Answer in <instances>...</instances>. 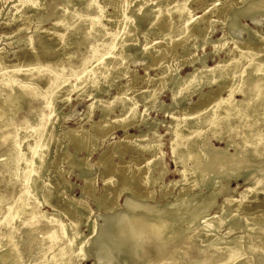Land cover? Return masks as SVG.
<instances>
[{
  "label": "rangeland",
  "instance_id": "rangeland-1",
  "mask_svg": "<svg viewBox=\"0 0 264 264\" xmlns=\"http://www.w3.org/2000/svg\"><path fill=\"white\" fill-rule=\"evenodd\" d=\"M88 1L90 0H71L68 8L80 11ZM174 1L176 0H96V4L101 8L104 16L103 27L106 31L110 32L113 30L114 32L108 37L109 40L106 44H109V46L105 47L107 52L103 51L106 52L105 54L109 52L104 55V60L107 64L99 66L100 68L96 70L92 67L84 74L85 65L80 62L86 52L85 43L81 39L84 27L78 25L82 17L77 15L70 20H62L53 27L56 18L61 13L62 7L67 4L65 0H37L35 6H30L27 0H0V81L2 76L7 75L17 80L16 82H22L26 73L32 71L30 72L31 77L35 79L32 83L35 84L38 90L43 92L39 100L30 101L21 99V93L12 94L10 109L2 101L3 93L0 94V166L2 155L9 144L13 142L10 140L8 142L2 136L4 130L18 135L19 139H21L20 151L23 153L28 151V145L32 148L35 144L34 130L31 126L35 123L38 126V131L46 130L48 138L53 142L48 146V153L50 155L56 153V155L53 164L49 168V174L41 172L32 186L35 203L43 213V217L37 219L36 223L50 222V218L53 215L61 212L59 222L68 224L69 229L73 230L70 222L71 220L76 221L80 237H86L92 231V224H94V232L90 236L91 242L87 244L86 250L88 254L79 260V264H93L95 259L96 261L99 260L97 264H195L202 261L204 250L207 249L206 253H209L216 248H231L239 240H241V247L252 246L253 249L264 250V247H262V244L264 246V236L262 234L264 232V223L259 224L258 222L261 219L264 220V195L262 194H258L254 199L246 201L238 213L230 212L234 210L233 206L235 203L227 206L231 210L219 221L218 227L211 230L210 234L212 235L205 232L207 225L211 224L210 218L221 211L223 199L226 196L240 197V192L246 187L244 176L253 174L255 176L259 175V177L264 176V171L260 170L264 169L262 168L264 167V160L258 165L254 162L252 167L241 172L234 168L237 166L236 161L232 162L234 167L228 171L225 167L221 173L213 170H209V173L206 171V174H209L208 176L215 172L214 175L216 177H213V175L208 177L206 175L208 177L205 180L206 183H202L199 187H192L191 174L186 172L185 176L181 178L179 173V170L182 169L181 164H176L171 159L169 142L173 129L177 124H180L185 131L194 128V124H192L194 122V114H191V110L196 106L195 102L198 101L197 94L188 96L172 108L169 105L171 96L168 92V85L150 101L147 93L144 92L148 86L158 88L161 81H164L170 71H177L182 76L192 70V67L187 64L180 66V63L185 58H189L192 55L196 57L205 54V63L208 66L214 65L219 58L224 59L233 55L234 40L245 42L248 39L247 36L250 38L249 33L252 34L253 32L264 35V0H256L255 3H251L246 7L247 11L245 14L234 15L230 19L231 21L234 19L233 21L236 23H234L235 27L233 28L231 27V21H226L228 12L233 7L247 5L248 0H189L187 4L191 10V16L197 21V26H194L192 29L193 34L185 42L181 44L176 42V44L172 45V43H168L169 38H171L169 34L180 25L176 12H173L170 17V26L163 25L164 27L161 29L168 34L166 36L157 34L158 26H149L148 16L140 14L147 9L149 4H153L156 8L164 11ZM123 20L129 22V29H134L135 36L132 37L134 45L132 49L127 50L129 52H127L128 56L119 61L118 66L114 68V61L118 60L117 57L121 55L123 49L118 48L111 51L110 47L124 30L123 28L117 29ZM161 22L165 23L164 21ZM210 22H212L213 29L209 28ZM135 23L138 29L135 27ZM236 26L238 28L240 26L239 30H237ZM201 29H204L203 33H206L210 39L203 46L199 45L202 42L201 37L195 36ZM118 30H120V33H116ZM177 34L178 32L174 33V35ZM221 36L225 37V40L219 45L222 49L218 54H211L210 52L214 47L213 42ZM27 39L29 40L26 41ZM90 40L91 38H89V42ZM261 40L264 41V39ZM45 42L47 43L45 44ZM49 43L52 46L50 50L47 49V44ZM183 44L188 45L189 50H191V52L185 54L186 56L183 52ZM229 48L232 50L231 53H228ZM141 53L146 54V59H141ZM57 70H61V86L58 96L52 97L49 92H46V76L38 78L37 75ZM113 72H116L115 83L113 87L105 90V86L110 80L109 74ZM107 73H109L108 76ZM80 77H82L81 81L83 84L79 88L77 82H81L79 80ZM95 85L102 87V90L95 91ZM126 85L127 90L124 95L130 97V100L125 106L133 107L135 105V108L140 112V115L136 117L138 121H140L141 117L148 115L146 127L144 125L138 127L134 122L127 127V133L121 122V105L112 104L113 97L117 95L118 91L124 89ZM213 88L215 89V87ZM11 89L13 88L10 85L6 86V91H11ZM204 91H208V88H204ZM222 95L225 96L226 92H222ZM235 97L239 98V95L236 94ZM94 100H96V106L91 112H87L88 105ZM159 103L162 106L161 108H165L166 111L160 108ZM17 104H20L21 107L12 115V108L17 106ZM101 106H112L111 111L107 112L104 121L100 119ZM184 107L190 108V113L187 111L188 109L184 110ZM147 108L148 110L145 111ZM4 109H9L8 114L11 116L10 123L7 125H2L6 116V114L1 113ZM51 109H53L52 113ZM167 110L169 111L167 112ZM185 114H188L186 119L184 118ZM40 116V120L37 121ZM26 117H28L29 121L26 120ZM147 126H151L153 130L155 129L154 131L162 134L160 139L162 143L161 149L159 154L153 159L158 162L156 165L158 168L161 167L162 163H165L168 172L161 179H156V169L150 171L148 177L150 191H147L149 195L145 197L135 198L133 195L131 199L129 198L130 200L126 201V192L124 191L119 193L116 199L108 198L109 192L114 195L131 176H133V186L136 187L139 184L141 186L139 188L147 189V185L144 183L147 168L143 165L137 167L135 162L143 164L149 155L137 153L133 158L129 153H125L121 159L118 155H113V142L118 144L123 141L122 147L128 149L126 142L131 141L129 134L137 135L140 129L146 131ZM206 137L208 138L206 142L209 143L210 141V143H206L201 148H203L202 158L205 162H208L211 157L212 159L215 158L217 149L226 147L228 134H222L219 139L213 137L212 133L207 132ZM232 142L233 146H231L233 148L228 147L226 150L227 153L232 151L230 154L236 152V147L240 149L241 138L235 137ZM26 144L28 145L26 146ZM207 146L210 148L208 149ZM216 146H218L217 149H215ZM76 147H79L80 150L75 155ZM88 149L92 150L90 155L88 154ZM32 152L30 150L27 155L29 159H33L35 156ZM162 152L163 157L159 159ZM101 154L102 159L99 161ZM80 162L84 164H80ZM257 167H260V169ZM224 171H227L225 174L228 173L226 176ZM5 175V177H8L7 173ZM50 176L55 179V189L53 194L44 198L41 194V189L50 182ZM107 177L112 178L113 182L111 184H107ZM154 179H156L155 182ZM177 179H181L178 184H176ZM0 180L2 181L1 176ZM1 181L0 191L2 192L4 188ZM226 185L228 186L226 187ZM222 187H226L224 191H222ZM83 188L87 193L84 194L82 192ZM139 188L137 189L140 190ZM181 188L183 191H181ZM210 191L211 193L217 192V194L213 197V201L207 203ZM15 193H17V190ZM13 198L12 194L9 201L11 204L14 203ZM98 198L103 200L102 204L97 205L95 199ZM177 199L179 202H176ZM193 203L194 205L199 204L202 206L195 212L189 211L185 214H180V216H173L177 220L179 227H182L183 233L181 235L184 233L190 235L197 232L196 239L194 244L192 243L193 246L191 245L190 250L189 248H184V244L179 242L184 237H187L185 234L176 238L174 242H166L164 239L161 242V238L156 240L158 237L151 238L147 236L145 238L149 239L145 241V238L139 235L141 238H138L140 240L139 243H137L135 238L132 243L129 241L130 248L133 246L141 247L142 244V248L145 246L143 248L145 251H140L141 253L138 255L127 254L125 249L116 246L119 241H116V244L107 243V249L106 251L104 250L105 254L101 259H97L96 250L93 253L91 249L92 243H94L95 238L103 228L104 219L109 215L127 214L130 217L135 215L136 217H132L134 220L131 218V221L135 223L137 217L145 215L146 212L149 213L152 210H156L154 212H156L157 217H167L168 214L165 211L170 207L177 205L183 212H186L187 207ZM73 205H77L79 208L75 210L72 207ZM82 206L88 209V217L82 213ZM76 213L79 214L78 217ZM232 222L236 224L234 225ZM247 222L253 223V228ZM189 223L191 224L188 225ZM231 223L233 226H231ZM18 230L21 237H28L25 239V241H28L25 245L28 246L32 239V232L28 234L26 232L23 233L24 231L21 228ZM59 238L63 240V243L65 242L63 245H68L64 240L65 234L62 230H59ZM150 240L151 244H146ZM155 241L158 242L156 243ZM174 243L177 245L174 246ZM160 245L166 246L162 248ZM178 247H180L181 251H184H182L184 254L180 250V252L176 250ZM90 249L91 252H89ZM174 250L178 253H175ZM186 250L189 252H186ZM24 252L28 255V250ZM33 255L36 256L35 254ZM32 256L29 258L36 259L34 256L32 258ZM251 260V264H264V253L259 254L257 257L255 256ZM25 261L28 263V260L25 259ZM232 264H237V262L234 261Z\"/></svg>",
  "mask_w": 264,
  "mask_h": 264
},
{
  "label": "bare ground",
  "instance_id": "bare-ground-1",
  "mask_svg": "<svg viewBox=\"0 0 264 264\" xmlns=\"http://www.w3.org/2000/svg\"><path fill=\"white\" fill-rule=\"evenodd\" d=\"M65 1L67 4L66 6L62 7L61 13L56 18L53 27H55L56 24H58L62 20L67 21L77 15L82 17L78 25L84 27L81 39H83V43H85L86 52L80 59V62L81 64L85 65L84 74H86L88 70L91 69L92 67L95 68V70L99 69L100 68L99 66L102 65L104 66L107 64V62L104 60V55H107L109 52L105 54L107 52L106 51L107 48L105 47L109 46V44L106 43L109 40L108 37L112 35L113 34L112 32L114 31L113 30L110 32L106 31V29L103 27L104 16L102 14L101 8H99V6L96 4V0L88 1L80 11L73 8H68L71 0H65ZM253 1L248 0L247 5L245 6L242 5L239 7L231 8L230 11L228 12V15L226 16V21H231L230 19L234 15L245 14V12L247 11L246 7L249 6L251 3H255L256 0ZM27 2H29L30 6H35L37 0H27ZM188 2L189 0H176L173 3H171V5L168 6L164 11L156 8L155 5L153 4L152 5L149 4L146 10L142 11L141 14L140 13L138 14L142 16H148L149 18L148 25L158 26L157 34H162L163 36H166L168 34L164 33L161 29L164 27L163 25H166L168 27L170 26V22H171L170 17L173 12H176V14L178 15V20L180 21V25L178 26V28H176V30L172 29L173 31L171 33L169 32L171 38H169L168 43H172L173 45L176 44V42H178V44H181L182 42H185L193 34L192 29L194 28V26H197L196 24L197 21L193 19V17L191 16V10L189 9L187 4ZM160 20L164 21L165 23H162ZM233 20L231 21L232 28L235 27L236 24L235 21ZM135 21H136V17H135ZM128 25L129 22L127 20L121 21V24L120 26H118L117 29L123 28L124 30L121 32L120 35L118 34L119 35L118 38L115 40V42L111 44L112 47H110L111 51H114L118 48L123 49V51H121V55L117 57L118 60L114 61V65H113L114 68L118 66L119 61H122L124 58L128 56L127 50L132 49L134 45L132 42L133 40L132 37L135 36L134 29L131 28L129 29ZM135 27L138 29L136 23H135ZM236 27L238 28V26ZM209 28L213 29L212 22H210ZM239 28L237 30H239ZM203 30L204 29H201L200 32L198 33L196 32L197 34L195 35L201 37L202 42L199 45L202 46L205 45L208 40L210 41L208 35L206 33H203ZM177 32L178 34L174 35V33ZM116 33H120V30H118V32ZM249 34H250L249 35L250 38L247 36L248 39H246L247 41L245 42L234 40V47L232 49L233 55H230L229 57L224 59L219 58V60L214 65H210V66H208L205 63L206 61L205 54H203V56H196V57L195 55H192L189 58H185L180 63V66H182L183 64H187L192 67V70H190L188 73L181 76L177 71L175 72L170 71L169 75H167L164 81H161V84L158 88L148 86L144 90V92L147 93V97L150 101L152 98H154L156 94L161 93L163 89H165V87H167L168 85L167 87L169 88L168 92L170 93L171 96V103L168 104L172 106V108H174V106H177L179 103H181L184 99H186L188 96L192 94H197L198 96V101L195 102L196 106L191 110V114H194V118H193L194 122L193 123L191 122L192 124H194L193 126L194 128L185 131L183 130V127L180 124H177V126L173 129V133L171 135L169 142L171 159L176 164H181L182 169L179 170L181 178L185 176L186 172H189L191 174L192 187L201 186V184L205 182L206 178L211 177L212 175L213 177H216L214 173L216 171H220L221 173L224 167L225 169L227 168V171L229 169H232L234 167L232 165V162L234 161H236L237 163L236 164L237 166L234 167L235 170L241 172V171H245L246 169H249V167H252L254 165V162H256V164L258 165L262 160H264V41L261 40L264 39V35H259L254 32L252 34L251 33ZM89 38H91L90 42H89ZM28 40L29 39H27L26 41ZM224 40H225L224 36L217 38L215 42H213L214 47L210 53L214 55L218 54L222 49L219 45ZM46 43L47 42H45V44ZM51 48H52L51 44L50 43L47 44V49L50 50ZM182 48H184L183 51L184 55L187 54L188 52H191V50H189L188 48V45L183 44ZM232 50L229 48L228 53L229 52L231 53ZM140 56H142L141 59H146V54L141 53ZM98 57L100 58L98 59ZM13 67L15 66L13 65ZM30 72L32 71H28L26 73L25 78L22 82H16L17 80H14L13 77H9L7 75L2 76L0 81V94L3 93L2 101L8 108L11 107L10 105L12 103V96H13L12 94L21 93L20 98L27 99L29 101L40 99L43 92L38 90L35 84L32 83V81L35 79L31 77ZM60 74H61V70H57L54 72H47L46 74L40 73L39 75H37L38 78H41L42 76H46L47 78L45 83L46 92H49L52 97H57L59 94L58 92L61 86ZM108 74L109 73H107V76ZM109 75H110V80L106 84L105 90L106 89L108 90L109 88L113 87L115 83L116 72H113L112 74ZM82 77H80L79 79L80 81ZM82 84H83L82 81L77 82V86L79 85V88L82 86ZM9 85L13 89H11V91H6V86ZM213 87H215V89ZM204 88H208V91H204ZM94 89L95 91H98V90H102V87L95 85ZM126 90H127V85L125 86L124 89L118 91L117 95L113 97L112 104L121 105V114H120V117L122 119L121 122L125 129V132L127 133L128 132L127 127L132 125L134 122L138 127H140L141 125L144 126L147 125L148 115L146 114L145 116L141 117L140 121L136 120V117L140 115V112L135 108V105L133 107L125 106L127 102L130 100V97L124 95ZM157 90L159 91L157 92ZM222 92H226V95L223 96ZM236 94L239 95V98L235 97ZM149 101L147 100V102ZM95 106H96V100L92 101L88 105L87 112H91ZM112 106L100 107L101 121H104L107 112L111 111ZM20 107L21 105L17 104V106L12 108L11 114L13 115V113ZM161 107L162 106L160 104V108ZM167 107L169 106L167 105ZM9 109L7 110L4 109L1 112L3 114H6V116L3 119L2 125H7L10 123L11 116L8 114ZM161 109L166 111L165 108H161ZM186 109H188L187 111L190 113V108L184 107V110ZM52 110L53 109H51V113ZM146 110H148V108L145 109V111ZM168 111L169 110H167V112ZM186 115L188 114L184 115L185 119H186ZM27 118L28 117H26V120L29 121V119ZM40 118L41 116L38 117L37 121H39ZM31 127L34 130L35 144L32 148H30V146L26 144V146L28 145V151L24 153L20 151L21 139H19L17 134H11L6 130H4L2 134V136L6 140H8V142L9 140L13 142L9 144L5 153L2 155L1 166H0V176L2 178V181L1 180L0 181L2 183V187L4 188L2 192L0 191V245H1L0 264H79V260L86 257V255L88 254L86 249L88 242H91L90 236L94 232V224H92L93 227V229H91L92 231H90L89 234L86 235V237H80V233L77 230L78 223L76 221L71 220L70 222V225L73 226V230L69 229L68 224L59 222L61 212L53 215L52 217L49 215L51 217L50 222L44 223L45 222L44 221L43 223H38V224L36 223L37 219L43 217V213L40 211V209H38L35 203V197L32 194L33 191L32 186L35 184L38 175L41 172H45L49 174V168L54 162L56 153L51 155L50 153H48V148H49L48 146L50 145V143L53 142L50 141V139L48 138L46 130L41 132L38 131L39 130L38 126L35 123ZM146 129H147L146 131H142V129H140L137 135L129 134L131 141L126 142V145H128L127 146L128 149H124L122 147L124 143L123 141H120L118 144H115L116 142H113L114 145L113 155H118L120 159L125 153H129L133 158L134 155L137 153L149 155V157H147L144 160L143 164L142 163L138 164V162H135L137 167H141L143 165L144 167L147 168L146 178L144 179V183L147 185V189L144 190L139 188L141 187L139 184H137L136 187L133 186L134 185L133 176H131L129 180H126L120 186V189L117 190V192L114 195L112 192H109L108 198L112 200L116 199L119 193H122L124 191L126 192V197H125L126 201H128L129 198L131 199V196L133 195L135 196V198L145 197L149 195L147 191L148 190L150 191V184L148 183L149 180L148 177L150 171L156 169L157 172L156 179H161L168 172L165 163H162L161 167L158 168L156 166L158 162L153 159V157L159 154V150L161 149L162 143L160 142V139L162 137V134L154 131L155 129L153 130L151 126L150 127L147 126ZM207 132L212 133L213 137L219 139L221 138L222 134L227 133L228 139L226 141V145H225L226 147L225 148L223 147L224 149L223 148L217 149L218 146H216L215 149L217 150L215 152L217 154L215 155V158L212 159L211 157V160L209 161L206 160L208 162H205V160H203L202 158L203 148L201 147L204 146L206 143H208L206 142L208 141V138L206 137ZM148 134L151 135L148 136ZM235 137L241 138L240 149L239 147L238 148L236 147L235 150L236 152H234L233 154H230L232 153V151L230 153H227L226 150L228 147L233 146L232 141L234 140ZM209 148L210 147H208V149ZM30 150L33 151L32 153L35 154L33 159H29L27 157ZM79 150H80L79 147L75 148V155L76 153H78ZM91 152L92 150L88 149L89 155L91 154ZM102 154L99 156V161H101L102 159ZM251 156H252L251 158L252 160L250 159ZM162 157H163V152L159 156V159H162ZM80 164H84V163L80 162ZM258 169H260V167ZM209 170L210 171L213 170L215 172L212 175L208 176L209 174L206 173ZM260 170L264 171V169H260ZM226 172L224 171V174ZM6 173L8 177H5ZM227 174H225V176ZM219 175L221 176V174ZM241 175H245V174H241ZM156 179H154V182L156 181ZM106 181L107 184H111L113 182L111 177H107ZM244 181L246 187L240 192L239 198H234L233 196H226L223 199L221 211L219 213L217 212L216 215L210 218L211 224L207 225L205 231L206 233L212 235L210 234L211 230L218 227L219 221L224 216H226V214L231 210L227 206H231L233 203H235V205L233 206L234 210L230 212L238 213V211L246 201L254 199L258 194L264 195V176L259 177V175L255 176L254 174L248 175V176H244ZM54 182L55 179H53V177L50 176V182L46 184L43 189H41L42 190L41 194L44 198H47L51 194H53L55 189ZM180 182L181 179L176 180V184ZM227 186L228 185H226V187ZM226 187L224 188L222 187L223 189L222 188L220 189L224 191ZM137 188H139L140 190H138ZM16 190L17 193H15ZM181 191H183L182 188ZM82 192L84 194L87 193L84 190V188ZM12 194L14 196L13 204L9 202L12 197ZM215 194H217V192L211 193L210 191V194H208L209 199L207 203L213 201V197L215 196ZM95 201L97 205L103 203V200L99 198L95 199ZM176 202H179V200L177 199ZM201 206L202 205L199 204L194 205L193 203L189 207H187L186 212H183V210L180 209L177 205L172 206L169 209H167V211H165V213L168 214L169 217L168 216L157 217V215L155 214L156 212H154L156 210L154 211L152 210L153 211L152 212L151 211L152 208H151L150 209L151 212L148 213L145 210L146 212L145 215L142 216L140 215L139 218L137 217V221H135V223L131 221V218L135 215H132V217H130V215L127 214L109 215L104 219L103 228L99 232V235H97V237L95 238L94 243H92L93 246L91 249L93 253L96 250L95 254L97 256V259H101V257L105 254V251L107 249L106 247L107 243L116 244L115 243L116 241H119V243L117 242L116 246H120V248L125 249L127 254L130 253L133 255H138L139 253H141L140 251H145V249H143L145 246L142 248L143 244L141 247L133 246L132 248H130L129 246V241H131L132 243L135 239H137V243H139L140 240H138V238L141 239L140 238L141 235H142L141 237L144 238L145 236L151 238L158 237L156 238V240L161 238L162 239L161 242H163V239L166 240V242L168 241L174 242L176 238H179L180 236H184L185 234L184 233L183 235H181L183 233V230L181 229L182 227L181 228L179 227L177 220L174 217L176 215L180 216V214L183 213L185 214L189 211L195 212ZM72 207H74L75 210L79 208L77 205H73ZM82 208H83L82 213L86 217H88L89 214L88 209H86L84 206H82ZM160 209L162 210V208ZM78 216L79 214H77V217ZM263 221L264 220L261 219L258 222L259 224H263L264 223ZM247 223L251 224V227L253 228L254 226L253 223L250 222ZM190 224L191 223H189L188 225ZM233 224L231 226H233ZM19 228H21V230L24 231L23 233L26 232L30 234V232H32L31 233L32 239L28 246L25 245L26 242H28L25 241V239L28 237L26 238L21 237V234L19 233L18 230ZM59 230L60 231L62 230V232L65 234L64 240L67 242L68 245H63L65 242L63 243V240L59 238ZM196 234L197 232L192 233L190 235L185 234L187 235V237H184L179 242L184 244V248L187 249L189 248L190 250L192 243L194 244V241L196 239L195 238ZM262 234L264 236V232ZM39 235L41 236L39 237ZM127 238L130 240H128ZM148 239L145 238V241ZM150 242L151 240L146 244L150 245L151 244ZM175 243L177 242L175 241ZM175 243L173 244L174 246L177 245V244L175 245ZM240 243L241 240L237 241L236 245H234L231 248H227V249L216 248L215 250H212L209 253H206L207 250L206 249L203 251L204 257L202 261L195 264H232L234 261H236L237 264H251L250 262L251 259L253 260L255 256L257 257L259 256V254L264 253L263 249L261 250L258 248L253 249L252 246L241 247ZM178 245L180 246V244ZM164 246H162V248ZM262 247H264L263 244ZM91 249L89 252H91ZM26 250H28V255H26V253L24 252ZM176 250L179 251L180 247H178V249ZM176 250H174V252L178 253ZM182 251L181 253L184 252ZM187 251L188 250H186V252ZM33 254H35L36 256H34ZM32 255L36 259L29 258ZM33 256L32 258H34ZM172 257L174 258V256ZM25 259L28 260V263L25 261ZM255 260L258 261L257 259ZM97 261L95 259L93 264H97L98 263Z\"/></svg>",
  "mask_w": 264,
  "mask_h": 264
}]
</instances>
